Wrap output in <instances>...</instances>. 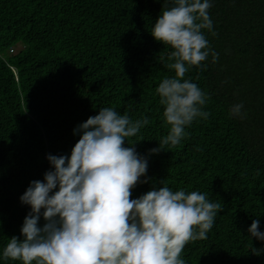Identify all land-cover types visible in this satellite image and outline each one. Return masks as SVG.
I'll return each mask as SVG.
<instances>
[{
  "label": "trees",
  "instance_id": "16d2710c",
  "mask_svg": "<svg viewBox=\"0 0 264 264\" xmlns=\"http://www.w3.org/2000/svg\"><path fill=\"white\" fill-rule=\"evenodd\" d=\"M210 3L216 35L203 32L218 58L184 77L210 97L209 116L186 126L178 146L150 153L170 130L156 88L175 74L172 49L151 30L172 0H0V264H21L2 253L23 238L31 208L20 197L52 170L47 156L70 155L74 129L104 107L149 120L139 141L125 140L147 159L132 199L167 186L221 203L208 238L185 246V264H264V241L248 232L253 220L264 232V0Z\"/></svg>",
  "mask_w": 264,
  "mask_h": 264
},
{
  "label": "clouds",
  "instance_id": "9594fccd",
  "mask_svg": "<svg viewBox=\"0 0 264 264\" xmlns=\"http://www.w3.org/2000/svg\"><path fill=\"white\" fill-rule=\"evenodd\" d=\"M172 3L151 30L154 40L172 49L166 67L175 74L156 88L170 130L150 153L178 146L188 135L186 126L209 116L202 109L210 97L184 77L192 66L206 67L202 62L210 54L213 63L218 58L203 32L216 35L210 0ZM242 107L233 105L230 114L240 116ZM148 123L147 118L132 121L104 107L78 125L74 132L81 135L70 155H48L52 170L44 173L43 181H31L20 197L31 211L20 230L23 238L11 237L3 258L21 264H185V246L208 238L222 205L204 193L167 186L131 198L146 174L147 159L134 147H125V140L129 145L139 141L131 138ZM248 232L264 241L258 220Z\"/></svg>",
  "mask_w": 264,
  "mask_h": 264
},
{
  "label": "rangeland",
  "instance_id": "374dc122",
  "mask_svg": "<svg viewBox=\"0 0 264 264\" xmlns=\"http://www.w3.org/2000/svg\"><path fill=\"white\" fill-rule=\"evenodd\" d=\"M20 48H21V44L18 43V44H16V45L12 48V50H10V52H11V53H15V52H17V50L20 49Z\"/></svg>",
  "mask_w": 264,
  "mask_h": 264
}]
</instances>
